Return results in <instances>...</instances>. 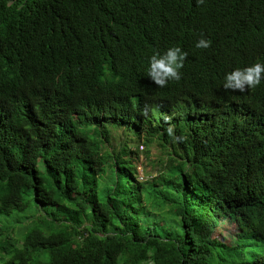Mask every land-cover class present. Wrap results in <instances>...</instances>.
<instances>
[{"label":"trees","instance_id":"1","mask_svg":"<svg viewBox=\"0 0 264 264\" xmlns=\"http://www.w3.org/2000/svg\"><path fill=\"white\" fill-rule=\"evenodd\" d=\"M257 61L264 0H0V264H264V83L222 87ZM111 127L167 150L156 176Z\"/></svg>","mask_w":264,"mask_h":264},{"label":"clouds","instance_id":"2","mask_svg":"<svg viewBox=\"0 0 264 264\" xmlns=\"http://www.w3.org/2000/svg\"><path fill=\"white\" fill-rule=\"evenodd\" d=\"M212 46V40L201 36L196 43L197 49H208ZM189 53L180 45L168 47L163 52L156 51L149 58L148 76L160 87H165L170 81H179L182 78V69ZM264 83V61L254 62L243 68H235L225 73L222 87L226 90L246 92ZM108 108L114 112L115 106L108 96ZM168 136L177 141L185 139L177 136L175 128L169 126L166 129Z\"/></svg>","mask_w":264,"mask_h":264},{"label":"rangeland","instance_id":"3","mask_svg":"<svg viewBox=\"0 0 264 264\" xmlns=\"http://www.w3.org/2000/svg\"><path fill=\"white\" fill-rule=\"evenodd\" d=\"M112 135L116 137V141H122L130 150L129 158L136 164L138 179H148L156 176L159 169H161V163L166 156L167 150L156 143H150L145 145L144 143L131 144L129 139L123 140V133L125 132L122 127H111ZM113 138V137H112ZM136 140V139H134ZM133 142V141H132ZM119 144L113 142V147L118 148ZM134 151V153H133ZM15 225L12 224V227ZM20 226V224H16ZM238 232L236 224L223 221L215 232V236L221 238L226 242H233L234 236ZM152 264V263H145Z\"/></svg>","mask_w":264,"mask_h":264}]
</instances>
